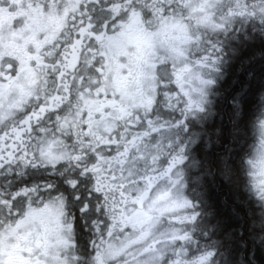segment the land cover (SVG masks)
Instances as JSON below:
<instances>
[{
	"label": "snow or ice",
	"instance_id": "obj_1",
	"mask_svg": "<svg viewBox=\"0 0 264 264\" xmlns=\"http://www.w3.org/2000/svg\"><path fill=\"white\" fill-rule=\"evenodd\" d=\"M238 17L264 0H0V264H212L186 255L178 129Z\"/></svg>",
	"mask_w": 264,
	"mask_h": 264
},
{
	"label": "trees",
	"instance_id": "obj_2",
	"mask_svg": "<svg viewBox=\"0 0 264 264\" xmlns=\"http://www.w3.org/2000/svg\"><path fill=\"white\" fill-rule=\"evenodd\" d=\"M211 42L219 45L211 115L196 130L199 143L186 150L193 160L186 164L188 187L202 211V230L218 243L219 264H264V203L246 163L264 114V37L214 33Z\"/></svg>",
	"mask_w": 264,
	"mask_h": 264
},
{
	"label": "flooded vegetation",
	"instance_id": "obj_3",
	"mask_svg": "<svg viewBox=\"0 0 264 264\" xmlns=\"http://www.w3.org/2000/svg\"><path fill=\"white\" fill-rule=\"evenodd\" d=\"M264 25V23H261L258 19L255 18H245V17H238L234 21V25L232 27H229L227 30H221L219 32H214L221 34L224 38H233L235 37V34H241L248 31H252L253 35L258 34L264 37V31L260 30V26ZM211 70V68H210ZM212 89L210 93L207 96V103L205 104V111L203 112H196L194 115H189L187 120V125L183 128V130L178 129V134L186 146H196L199 141L201 134H197L196 130L201 128L203 125L202 123L205 122L208 123L210 120L211 115V102H212ZM165 116L168 118L172 117H180L179 112H168L165 111ZM186 147V150H187ZM193 160L188 159L186 157L185 162L182 165V172H183V180L185 181L186 185L188 184V179L186 177V164L192 163ZM195 162V161H194ZM196 168L194 165H192V173L195 172ZM188 198L193 202L195 206V211L199 213V216L197 217L196 221L194 223H189L187 225L188 230L192 232V235L194 237L193 241L186 246V255L188 258H194L198 257L199 255L207 252L212 251L214 253V256L212 257V264H219V247L218 243L215 241L213 236L206 231L202 230V211L201 208L197 206V201H195V195H193L188 188ZM195 201V202H194ZM179 251V249H177Z\"/></svg>",
	"mask_w": 264,
	"mask_h": 264
},
{
	"label": "rangeland",
	"instance_id": "obj_4",
	"mask_svg": "<svg viewBox=\"0 0 264 264\" xmlns=\"http://www.w3.org/2000/svg\"><path fill=\"white\" fill-rule=\"evenodd\" d=\"M221 30H223V29H218V30H214V31H212V32L210 33V39H211V35H212L214 32H216V31L219 32V31H221ZM213 69H214V70H213ZM204 75H205V78H209V79L214 80V78H216V76H217L216 63H215V66L211 68V70H210V69H207V70L205 71ZM213 86H214V83H213L212 85H210V86L207 87V89H206L207 96H208V94L210 93V91H211V89L213 88ZM261 119H264V114L260 117L259 121H260ZM259 121H258V123H259ZM258 138H259V132H258ZM255 148H256V146L253 147V149H252V151H251L250 158L253 156V153H254ZM250 180H251V178H250ZM183 183H184V185H185V187H184V195L188 198V194H189V192H188V188H189V187H188V184L186 185V183H185L184 180H183ZM251 185H252V184H251ZM253 190H254V189H253ZM188 199H189V198H188ZM262 201H263V203H264V200H262ZM194 202H195V201H194Z\"/></svg>",
	"mask_w": 264,
	"mask_h": 264
},
{
	"label": "clouds",
	"instance_id": "obj_5",
	"mask_svg": "<svg viewBox=\"0 0 264 264\" xmlns=\"http://www.w3.org/2000/svg\"><path fill=\"white\" fill-rule=\"evenodd\" d=\"M258 132H259V138H258V143L256 145V148L254 150V153H253V156L252 157H255L257 154H258V149L260 148V143H259V139H260V128H259V123H258Z\"/></svg>",
	"mask_w": 264,
	"mask_h": 264
}]
</instances>
